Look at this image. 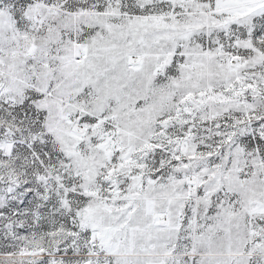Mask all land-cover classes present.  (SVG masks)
Wrapping results in <instances>:
<instances>
[{
    "label": "snow or ice",
    "instance_id": "snow-or-ice-1",
    "mask_svg": "<svg viewBox=\"0 0 264 264\" xmlns=\"http://www.w3.org/2000/svg\"><path fill=\"white\" fill-rule=\"evenodd\" d=\"M0 264H264V0H0Z\"/></svg>",
    "mask_w": 264,
    "mask_h": 264
}]
</instances>
